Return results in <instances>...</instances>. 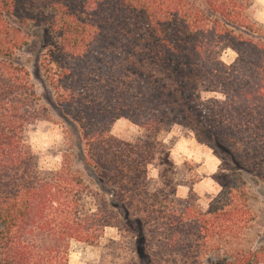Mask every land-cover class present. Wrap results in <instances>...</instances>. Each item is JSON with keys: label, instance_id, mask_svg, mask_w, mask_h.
I'll return each instance as SVG.
<instances>
[{"label": "trees", "instance_id": "16d2710c", "mask_svg": "<svg viewBox=\"0 0 264 264\" xmlns=\"http://www.w3.org/2000/svg\"><path fill=\"white\" fill-rule=\"evenodd\" d=\"M251 4L0 0V264H67L108 229L134 264H264V245L241 246L252 190L264 196V25ZM50 115L63 148L44 169L29 132ZM119 118L144 135L110 134ZM173 125L230 172L205 209L192 189L150 191Z\"/></svg>", "mask_w": 264, "mask_h": 264}, {"label": "rangeland", "instance_id": "374dc122", "mask_svg": "<svg viewBox=\"0 0 264 264\" xmlns=\"http://www.w3.org/2000/svg\"><path fill=\"white\" fill-rule=\"evenodd\" d=\"M250 16L264 25V0H251ZM234 53L223 50L221 59L229 62ZM110 134L135 141L144 135L143 129L129 119L119 118L110 126ZM30 144L44 169L58 168L61 163L63 133L50 115L49 119L35 122L29 132ZM157 139L162 143L149 168V188L152 192L185 197L192 189L198 204L205 209L220 188L230 179V172L223 168L219 157L193 133L180 125L162 130ZM250 209L253 219L241 237V246L264 245V196L252 190ZM112 240H116L115 243ZM161 264H181L176 256L160 259ZM67 264H134L127 244L114 229H108L96 245L76 243L70 248Z\"/></svg>", "mask_w": 264, "mask_h": 264}]
</instances>
